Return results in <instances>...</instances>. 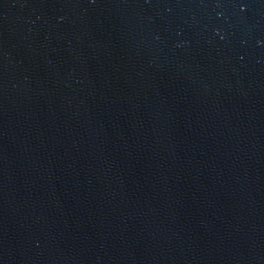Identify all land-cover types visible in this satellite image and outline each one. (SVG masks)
I'll return each mask as SVG.
<instances>
[{"label": "water", "instance_id": "water-1", "mask_svg": "<svg viewBox=\"0 0 264 264\" xmlns=\"http://www.w3.org/2000/svg\"><path fill=\"white\" fill-rule=\"evenodd\" d=\"M0 264H264V0H0Z\"/></svg>", "mask_w": 264, "mask_h": 264}]
</instances>
